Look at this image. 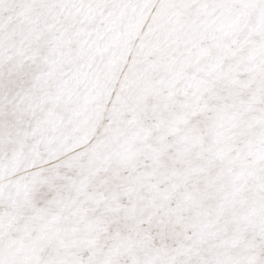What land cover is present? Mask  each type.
I'll return each mask as SVG.
<instances>
[{
	"label": "snow or ice",
	"instance_id": "1",
	"mask_svg": "<svg viewBox=\"0 0 264 264\" xmlns=\"http://www.w3.org/2000/svg\"><path fill=\"white\" fill-rule=\"evenodd\" d=\"M0 264H264V0H0Z\"/></svg>",
	"mask_w": 264,
	"mask_h": 264
}]
</instances>
